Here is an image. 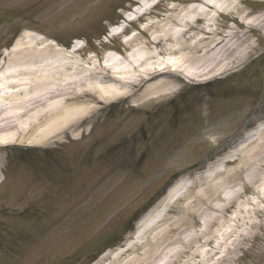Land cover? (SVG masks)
<instances>
[{"label": "bare ground", "instance_id": "obj_1", "mask_svg": "<svg viewBox=\"0 0 264 264\" xmlns=\"http://www.w3.org/2000/svg\"><path fill=\"white\" fill-rule=\"evenodd\" d=\"M142 1L128 20L159 2ZM191 2L183 10L172 6L158 20L143 23L139 33L145 36L137 33L126 38L129 48L122 58L110 54L103 63L91 57L79 59L75 53L80 46L64 51L36 35L25 33L19 38L0 65V162L6 142H57L93 118L101 105L117 98L147 103L174 93L183 75L207 78L245 62L257 46L251 39L253 29L264 33V10H245L239 0ZM224 12L233 14L236 26L222 31L217 19ZM227 158L236 165L229 171L214 170L213 178L222 177L182 205L176 217L162 223L147 238L146 248L127 259H119L118 251L108 264H227L234 260L241 235L232 226L224 227V210L226 203L239 196L241 187H251L255 203L264 204V121L245 133ZM226 189L235 197L222 196L221 204ZM180 195L177 187L170 188L160 209L141 219L136 237L162 218L165 207Z\"/></svg>", "mask_w": 264, "mask_h": 264}, {"label": "rangeland", "instance_id": "obj_2", "mask_svg": "<svg viewBox=\"0 0 264 264\" xmlns=\"http://www.w3.org/2000/svg\"><path fill=\"white\" fill-rule=\"evenodd\" d=\"M187 1L160 0L158 4L147 10L137 21L128 23L126 32L138 33L142 23L159 19L161 14H165L171 10L170 7L176 6V11H180L184 9L187 3H193ZM244 1L252 8H254L253 6H257L256 8L261 9L264 6L258 3L259 0ZM68 2L66 0H27L21 5L19 4V0H17L18 5H14L15 7L0 6V56L4 57L0 59V62L3 63L6 60L4 55L8 47L7 45L16 36L19 38L25 31L33 34H35L34 32H38L48 38L56 37L54 33H59L67 36L64 39L66 44H68V41L74 35L83 37L86 40V49H92L93 51L88 52L89 56H94L99 59V62L106 53L105 49L107 47L125 48L122 42V35L108 38L107 34L110 30L121 24V20L124 17L123 11L126 9L131 10L134 5L139 4L140 0H76L67 4ZM95 2L97 3L95 4ZM242 5L245 6L244 4ZM13 15H15L14 18ZM224 16L223 14L220 15L217 20L220 27L221 25H225ZM254 34V39H258L257 50L249 57L245 66L243 64L237 67L238 70V68L244 66L240 72H237L235 76L230 77L223 84L216 87L217 89L221 87L219 90L223 93L231 91L236 84L234 80L237 77L240 85L237 84V92L230 94L228 99L233 107H238L239 105V113L233 118L232 114L224 116V111L218 109L215 111L214 117L210 118L209 112L207 113V110L204 111L202 113L203 121H200V125L198 123V128L201 131H197L196 135L190 137L193 139H187L195 142L193 144H189L188 142L177 144L178 151L171 152L173 157L167 156L168 160L166 158V165L164 166L157 167L154 165L149 167L144 166L141 169L135 167L132 169V162L127 160L128 167L132 170L126 167L123 172L121 169L117 170V167L113 166L114 161L111 163L105 161L101 166L103 170L95 169L94 173L96 174H91V171L83 170V165L68 164L64 169L63 167H55L58 166L57 163L51 167V170L49 169L54 178H52L50 172V177L46 178L42 174L41 168L31 171L32 167H30L27 173L26 168L21 167L22 161L20 159L23 156L13 153L15 151L9 145L3 154L0 166V264H84L89 260L88 254L93 250L90 247L96 245L97 250L101 247L99 251H96L94 257L104 250L103 245H106V242L103 243L100 237H104L105 235V238L109 237V246L112 247L105 251L107 257L101 259L100 264H106L109 260V254L122 249L131 242L137 222L135 223L134 221V223L128 225L125 224V221L130 219L132 214L134 215L142 209L148 201L147 197L150 198L153 194L157 193L158 188L164 182L170 184L174 179L171 178V175L173 177L180 175L184 169L183 166L197 161L205 147H213V145L215 146L220 142L223 143L227 138H231L236 133V129L244 123V116L249 115L250 118L252 113L258 116L257 119L264 116V34H260L258 29H254ZM103 36L106 37L111 45L102 42ZM99 41L102 44L96 46L95 43H99ZM8 51L6 54H8ZM89 56L86 52V55L80 57L85 60ZM242 81H244V84L246 82V87L251 90H249V94L251 95L248 98H244L242 95V93L244 94ZM188 87L190 86H183L177 94L166 99V102L173 98L177 99ZM191 90L192 88L188 89L189 92ZM210 92V90L203 91V94ZM179 97L181 98L182 95ZM122 102L127 103L126 100ZM172 102L170 105H172ZM123 104L116 105H119L118 108H125L127 104ZM151 104L156 109L157 103ZM208 104H205L206 107H208ZM146 107L148 108V106ZM189 111L190 108L186 105L184 107L185 117L189 115ZM145 112L146 110H144L143 114ZM196 114L200 118V112L196 111L195 116ZM135 116L133 111L128 109H122V111L118 112V124L115 125H118L119 134L107 144L105 143L107 142L106 139L104 141L106 144L104 149L121 137L127 140L128 136L135 135L137 139L139 138V130L140 128L143 130L147 126V121L143 120L144 116L140 120H137ZM177 124L178 120L174 118L165 127L159 128L157 134L159 136L170 135L173 132L172 127ZM101 129V132H103L104 128L101 127ZM207 137L208 139H206ZM86 139L84 138V140L77 142L72 148H70L72 144H65V142H63L64 145L59 144L52 151V153L55 152L53 159L62 160V154L67 152V158H72L73 154H76V158L83 161L87 156L92 154L90 152H96L88 148L91 144L85 145ZM204 143L205 145H203ZM134 145H136V149L142 148L140 138ZM59 146L61 147L59 148ZM71 149H74L73 152H69ZM229 152V149H224L222 154H220V157H218L219 161L217 162L218 167L221 166V168L225 169L233 167L232 163L222 164L220 160L221 157L228 156ZM69 153L72 154L70 155ZM140 153L141 151H135L134 159H137ZM117 160L120 162V160H124V157L120 156V159ZM212 161L214 162V160ZM27 162L29 163V161ZM161 163V161L155 162V164ZM8 164H11V166L7 173L10 172L11 174L9 173L4 179L2 178V173L5 174L4 168ZM74 169L82 171L83 174L71 172ZM14 174L16 176H13ZM22 174H27V176L24 177ZM59 175H63L66 178L65 180L70 179L73 184L81 181L82 183L78 186L64 189L60 184L54 183V179ZM141 179H145L146 184L144 186H141ZM194 186L191 190L192 192L189 194H194L206 185L202 184L201 186L199 183H196ZM81 189H85L86 193L76 199L75 194L81 191ZM60 191L67 193V196L63 200L57 194ZM86 194L88 196L84 200H81ZM81 201V205L86 201L87 204L92 201L91 208L94 211H96L95 208L99 210V218L96 221L92 222L90 208H78L80 206L78 204ZM186 201L187 199L182 197L171 204L164 215L162 223L166 219L176 216L179 206ZM103 203L105 204L102 205ZM96 204H98L97 207ZM74 206L79 210L77 214H73L72 212ZM235 206L236 203L230 205V209L226 212L227 217L225 216L224 218L225 226H230L227 218L233 214ZM245 207L250 209L252 205L245 204ZM13 211H17L18 213L14 214ZM253 219L252 215L244 214V216H238L236 221L231 222V224H234L235 231L241 235V243L240 249L235 253L237 260L235 259L233 262L227 264H264V212L259 216L260 226L253 224L254 228H252L250 224L257 221V218L251 221ZM74 220L81 223L76 231L73 227ZM34 222L38 226L31 227L34 226ZM101 222L103 223L99 224ZM124 224L125 229L121 230ZM159 224L161 222L157 224V228H159ZM104 227L107 230L103 229ZM126 228L130 229V231ZM102 230H105L104 235L100 233ZM23 231H26L25 234H23ZM150 232L151 230L148 229L141 241H145ZM120 238H123L122 242H120ZM97 241L98 244H96ZM137 246L135 244L125 254L123 253L120 259L131 257L133 251L138 248Z\"/></svg>", "mask_w": 264, "mask_h": 264}]
</instances>
